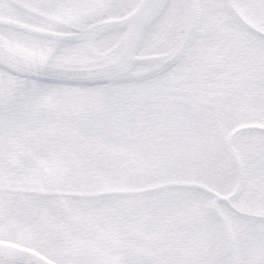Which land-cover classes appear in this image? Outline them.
Segmentation results:
<instances>
[{
	"label": "snow or ice",
	"instance_id": "1",
	"mask_svg": "<svg viewBox=\"0 0 264 264\" xmlns=\"http://www.w3.org/2000/svg\"><path fill=\"white\" fill-rule=\"evenodd\" d=\"M0 264H264V0H0Z\"/></svg>",
	"mask_w": 264,
	"mask_h": 264
}]
</instances>
